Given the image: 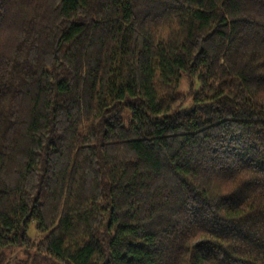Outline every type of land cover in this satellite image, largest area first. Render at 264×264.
<instances>
[{
    "label": "trees",
    "instance_id": "obj_1",
    "mask_svg": "<svg viewBox=\"0 0 264 264\" xmlns=\"http://www.w3.org/2000/svg\"><path fill=\"white\" fill-rule=\"evenodd\" d=\"M0 264H264V0H0Z\"/></svg>",
    "mask_w": 264,
    "mask_h": 264
},
{
    "label": "rangeland",
    "instance_id": "obj_2",
    "mask_svg": "<svg viewBox=\"0 0 264 264\" xmlns=\"http://www.w3.org/2000/svg\"><path fill=\"white\" fill-rule=\"evenodd\" d=\"M198 83H191L186 76H183L181 79V83L180 86L177 90L178 93L182 94L184 96V102L182 103V105L180 106V108H184L187 107L191 104V100H192V95L193 93H195L198 90ZM28 235L31 237L32 240H34V242H37L42 236L43 234L38 235L35 231L34 226H30L29 230H28ZM38 243V242H37ZM23 249H19L16 248L14 250H12V254L8 255V259L10 258H16L18 261H25L29 255H25Z\"/></svg>",
    "mask_w": 264,
    "mask_h": 264
}]
</instances>
